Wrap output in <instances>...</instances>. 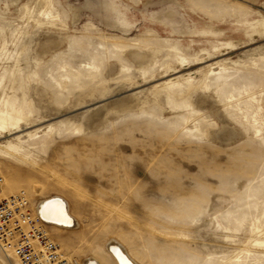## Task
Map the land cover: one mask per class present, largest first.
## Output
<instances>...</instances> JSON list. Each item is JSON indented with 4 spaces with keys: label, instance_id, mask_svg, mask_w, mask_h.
Returning a JSON list of instances; mask_svg holds the SVG:
<instances>
[{
    "label": "rangeland",
    "instance_id": "obj_1",
    "mask_svg": "<svg viewBox=\"0 0 264 264\" xmlns=\"http://www.w3.org/2000/svg\"><path fill=\"white\" fill-rule=\"evenodd\" d=\"M208 1L228 11L193 5L213 31L198 35L190 0H54L61 19L53 25L42 21L43 0H0L1 91L19 99L27 92L33 108L23 131L0 133V147L20 143L21 134L28 140L22 153L0 154V198L24 190L35 206L66 196L78 226L47 229L74 263L104 254L109 237L143 264L185 245L200 254L199 264L264 258V244H251L264 240V129L255 137L251 127L256 118L264 127V0ZM119 6L129 8L132 26ZM187 36L193 42L185 46ZM112 40L129 43L130 52L106 57L96 78L85 76L89 51L109 57ZM176 40L184 61L171 47ZM147 41L164 47L143 73L138 67L154 51L134 44ZM65 62L83 73L80 86L68 80L62 88L50 77ZM12 72L31 75L30 85H15ZM36 132L44 145L28 138ZM202 192L198 215L173 218L184 198ZM8 253L0 247L2 258L18 264Z\"/></svg>",
    "mask_w": 264,
    "mask_h": 264
},
{
    "label": "bare ground",
    "instance_id": "obj_2",
    "mask_svg": "<svg viewBox=\"0 0 264 264\" xmlns=\"http://www.w3.org/2000/svg\"><path fill=\"white\" fill-rule=\"evenodd\" d=\"M34 1V0H33ZM42 1V0H41ZM44 3L42 4V17L45 23L48 24H55L56 20L61 19L59 16V12L56 11V8L54 6V0H43ZM192 3V7L187 9L189 10V15L198 22L197 28L194 31L196 34H206L211 33L213 31H209L206 29V26L201 24L200 22V14L195 12L193 10V5L197 8H200L201 10L206 11L209 14H216L220 16H225L228 11V6L224 4H217L216 10L209 8L210 3L208 0H190ZM185 7V8H186ZM129 8L125 6H119L118 13L120 14L121 21L124 25H133V20L129 13ZM1 11V9H0ZM132 12V11H131ZM199 12V11H198ZM2 13V11H1ZM144 16V15H143ZM147 17V16H146ZM146 19V18H145ZM155 22H159L158 24L162 23L167 28H169L170 32H172L171 27L166 24L165 22L161 21L159 17L151 18ZM150 20V18H149ZM149 31L150 29H146ZM184 33V32H183ZM1 35V34H0ZM193 39L184 38V45L186 46L189 43H192ZM86 47L89 45L87 43H84ZM137 48H142L145 51H149L150 49L154 51L152 53V57L150 58L149 63L147 65L139 66L141 70H143V73L149 71L150 67H153L155 64V61L158 63L160 60L158 54L160 52L159 49L161 47H164L162 44H156L152 43L150 41H147L143 43V45L134 44ZM130 44L126 43L124 41H117L112 40V48L109 50V57L105 53L97 52V51H89L91 56V64L89 65V73L85 74L89 75L91 79H94L97 77V73L101 69V66L106 64L109 58H117L120 54L123 53H129L130 50ZM107 47V46H106ZM171 47L173 48L175 52V56L181 61H184L187 56L185 52L182 50V46L179 44V42L176 40L174 43L171 44ZM206 47L204 46L202 48V51L206 55ZM158 53V54H157ZM99 55H103L101 57H98ZM213 53L208 51V56H212ZM107 57V61H105V58ZM158 57V58H157ZM206 57L200 55L197 56V60L206 61ZM43 59L39 55L36 56V59ZM122 60V59H121ZM163 67H165V71L170 70L172 68V65L164 61L162 62ZM60 68L62 70H59L57 75L53 73V71H50V77L52 79L56 80V83L62 87V88H68V80L73 81L74 84H77L80 86V81L82 80L81 77H83V73L79 68H76L72 63L65 62L64 64L60 65ZM93 68V69H92ZM21 69H19L20 71ZM102 71V70H101ZM13 73V72H12ZM84 76V77H85ZM7 78V76L0 75V133L2 130H9L11 133H17L20 131H23L25 128L24 126H28L29 123L32 122L31 114L33 111V108L31 107V102L28 101L27 98V92H25V97L23 99H19L15 94H12L11 92H8L4 90L1 91V84L3 82V79ZM31 75L24 76L23 74L18 75L16 73H13V82L14 84H19L21 86V89L27 87L30 85L31 82ZM20 80V81H19ZM79 82V83H77ZM173 82L171 81L169 85H171ZM13 85L10 87L12 90H16V86ZM172 86V85H171ZM18 89V86H17ZM31 121V122H30ZM25 122L24 125H22ZM259 123L258 119H255V124L252 123L251 127H253L254 130V136H261L262 130L264 129L263 125ZM52 128V127H50ZM37 132L35 134L29 133L28 138H34L35 143H38L41 141V143L44 145L46 140L44 141L41 136H37ZM263 137V136H261ZM18 139L20 143H12L9 141V143L6 146L0 147V154H8L11 155L12 153L10 151H13L15 153H22L24 150L23 143H26L28 140L23 138V135H19ZM34 143V144H35ZM5 147V148H4ZM6 148H8L10 151H8ZM206 200L205 193H199V194H193L188 198H184L181 204V207L178 209V213L176 215H173V218L179 217V218H186V217H194L199 214L200 207L202 205L201 201ZM34 210L38 214L39 217H41L46 223H48L49 227L50 225L56 228H64V229H75L78 226V219L76 215L72 212V209L70 207V202L67 199L66 196L62 194H54L49 195L47 197H44L40 199L37 203V205L33 206ZM172 218V215H171ZM264 234V231L261 232V235ZM251 244L253 245H263L264 240H260L259 238L253 237L251 239ZM104 254L99 249L97 250V254L93 252L92 254L88 255L85 260L84 264H143L138 257H136L126 246V243H124L121 239L117 237H109L106 243L104 244ZM183 252L180 251H174L173 247H169L167 250L164 248L157 254L156 258V264H199L198 260L201 257L199 253L195 252L190 248L189 246L185 245L183 247ZM11 252V251H9ZM9 257L12 255L14 258L18 261L17 257L14 254L8 253ZM8 260L2 258L0 256V262L3 264H9L7 262ZM206 264V261L205 263ZM232 264H248L247 260H244L241 257H235L232 259ZM252 264H264V258L256 263Z\"/></svg>",
    "mask_w": 264,
    "mask_h": 264
},
{
    "label": "built area",
    "instance_id": "obj_3",
    "mask_svg": "<svg viewBox=\"0 0 264 264\" xmlns=\"http://www.w3.org/2000/svg\"><path fill=\"white\" fill-rule=\"evenodd\" d=\"M4 177L0 176V191ZM22 190L0 198V247L11 251L18 264H76L62 251Z\"/></svg>",
    "mask_w": 264,
    "mask_h": 264
}]
</instances>
